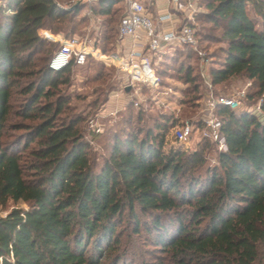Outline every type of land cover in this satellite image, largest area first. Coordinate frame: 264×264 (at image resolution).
<instances>
[{
    "label": "trees",
    "instance_id": "trees-1",
    "mask_svg": "<svg viewBox=\"0 0 264 264\" xmlns=\"http://www.w3.org/2000/svg\"><path fill=\"white\" fill-rule=\"evenodd\" d=\"M55 1L0 0V206H27L0 217V264H105L128 230L130 253L139 251L142 235L164 253L141 264H264V116L218 105L224 152L201 135L193 149H166L179 126L174 118L152 129L120 130L98 163L79 134L82 119L61 120L67 102L59 87L75 64L51 70L58 45L38 34H56L65 23L74 34L70 24L87 5L63 10ZM121 2L100 0L93 16L108 17ZM196 4L203 9L197 19L220 29L225 45L220 65L210 70L211 85L242 76L263 94L264 0ZM103 27L109 41L115 30ZM184 74L196 93L192 69ZM16 90L24 96L18 116L35 123L17 124L22 134L9 139ZM135 115L125 123L140 121L141 112ZM194 126L200 131L203 123ZM213 148L216 163L206 166Z\"/></svg>",
    "mask_w": 264,
    "mask_h": 264
},
{
    "label": "rangeland",
    "instance_id": "rangeland-1",
    "mask_svg": "<svg viewBox=\"0 0 264 264\" xmlns=\"http://www.w3.org/2000/svg\"><path fill=\"white\" fill-rule=\"evenodd\" d=\"M61 6L72 9L69 0H56ZM198 8V7H197ZM126 9L125 1L116 4L108 17L94 15L89 19L83 10L79 16L74 18L71 26L76 27L74 34L69 33V25L65 23L64 29L56 34L46 32L49 35H62L64 37L76 36L85 39L94 48L106 47L105 54L117 51L119 38L115 33L118 21ZM203 9H198L193 15L192 21L188 23L198 34L196 37L197 47H171L166 48L160 53L151 56V67L155 75V84L150 87H137L136 89L124 90L123 77L113 67H109L101 61L89 59L84 66L73 67L65 75L67 83L59 87L60 96L67 102V109L63 120L67 117H80L82 122L78 125L79 134L89 146V154L96 158L98 163L108 154L110 146V135L114 132L123 130L124 132L139 131L142 129L153 128L154 124L163 118H174L177 124L184 122L196 123L205 113V105L208 93L214 97H227L232 99L244 98V104L256 105L262 94L256 95V89L251 82L242 76L233 77L226 83L216 87H209L210 70L218 68L222 61L225 45L221 40V31L204 20L197 19ZM149 12V10H148ZM113 18L114 22L110 23ZM183 16H180L182 19ZM155 21V19H154ZM156 23V21H155ZM103 24L113 28L115 32L109 41H103ZM45 31H39V36L44 38ZM50 42V41H49ZM113 44V47L111 46ZM52 42V48L57 44ZM102 52V51H101ZM201 53V56H200ZM104 54V53H103ZM191 68L196 79L197 91L194 93L193 85L185 81L184 70ZM27 79H23L22 83ZM12 99L11 116L8 120L7 136L13 139L22 134L15 128L17 124L33 125L35 121H27L18 116L17 111L23 103L24 96L14 92ZM248 95L252 100H248ZM135 104H138L135 106ZM135 117L137 112H141V120L132 119V123L126 124L129 113ZM264 115V113H263ZM129 121V120H128ZM129 127V128H128ZM173 131H170L166 149H176L179 147L193 149L199 140L200 131L194 129V133L187 145H178L173 141ZM217 153L213 148L206 157V166H213L216 163ZM27 209L22 202H7L0 206V217H4L11 209ZM131 230L124 233L120 247L110 253L105 264H141L142 261L153 262L164 253L156 249L152 240L145 236L136 238L140 243L139 251L133 254L128 250L125 243L129 240L128 235ZM128 236V237H127ZM135 239V238H134Z\"/></svg>",
    "mask_w": 264,
    "mask_h": 264
},
{
    "label": "built area",
    "instance_id": "built-area-1",
    "mask_svg": "<svg viewBox=\"0 0 264 264\" xmlns=\"http://www.w3.org/2000/svg\"><path fill=\"white\" fill-rule=\"evenodd\" d=\"M100 0H69L72 7L86 4V16L91 19L93 13L91 6ZM126 9L118 21L117 35L119 46L111 54H103L99 49L90 45L87 40L76 36L64 37L62 35H49L43 33L46 40L56 43L58 49L49 60V68L59 71L72 62L75 66H84L89 58L101 61L113 67L123 77V88L126 90L137 87H150L155 84V75L151 67V56L162 52L166 48L187 46L196 49V32L188 23L192 21L197 12L196 0H167V14L159 16L155 23L154 18L147 8L137 0H125ZM56 6L68 10L55 1ZM179 16V25L169 31L161 27L166 21L171 20V14ZM180 16H183L180 19ZM178 21V20H177ZM201 56V53H200ZM211 83L208 82L209 87ZM244 98L232 99L227 97H214L207 94L205 113L200 119L203 127L200 130L202 138L214 143L218 151H226V143L221 134V121L217 119L215 109L218 105L225 106L231 111L245 109L257 116L263 115L264 93L256 105L247 106ZM138 104H135L137 106ZM195 126L193 123L184 122L173 130V141L178 145H187L193 136Z\"/></svg>",
    "mask_w": 264,
    "mask_h": 264
},
{
    "label": "crops",
    "instance_id": "crops-1",
    "mask_svg": "<svg viewBox=\"0 0 264 264\" xmlns=\"http://www.w3.org/2000/svg\"><path fill=\"white\" fill-rule=\"evenodd\" d=\"M137 1L141 2L147 8V10H149V13L156 20V22L159 16H163L167 14L168 11L167 0H137ZM178 25H179V16L173 13L171 14V20L161 24V27L164 31H169L172 28L177 27Z\"/></svg>",
    "mask_w": 264,
    "mask_h": 264
},
{
    "label": "water",
    "instance_id": "water-1",
    "mask_svg": "<svg viewBox=\"0 0 264 264\" xmlns=\"http://www.w3.org/2000/svg\"><path fill=\"white\" fill-rule=\"evenodd\" d=\"M128 90H129V88L126 89V91H128Z\"/></svg>",
    "mask_w": 264,
    "mask_h": 264
}]
</instances>
